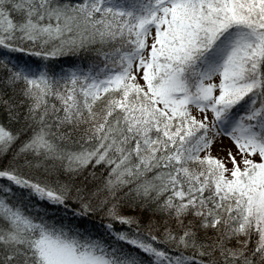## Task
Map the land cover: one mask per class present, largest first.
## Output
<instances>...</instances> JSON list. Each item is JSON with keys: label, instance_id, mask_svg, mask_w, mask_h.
<instances>
[{"label": "snow or ice", "instance_id": "snow-or-ice-1", "mask_svg": "<svg viewBox=\"0 0 264 264\" xmlns=\"http://www.w3.org/2000/svg\"><path fill=\"white\" fill-rule=\"evenodd\" d=\"M0 264H264V0H0Z\"/></svg>", "mask_w": 264, "mask_h": 264}]
</instances>
